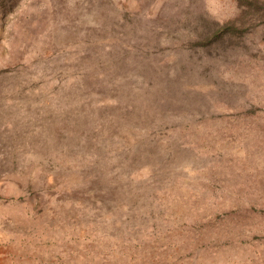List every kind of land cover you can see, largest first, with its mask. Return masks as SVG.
<instances>
[{
	"label": "rangeland",
	"instance_id": "rangeland-1",
	"mask_svg": "<svg viewBox=\"0 0 264 264\" xmlns=\"http://www.w3.org/2000/svg\"><path fill=\"white\" fill-rule=\"evenodd\" d=\"M0 264H264V0H0Z\"/></svg>",
	"mask_w": 264,
	"mask_h": 264
}]
</instances>
